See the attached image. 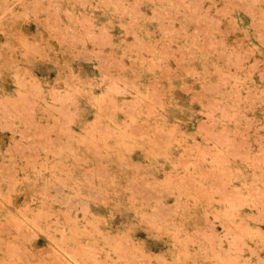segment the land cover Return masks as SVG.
I'll return each mask as SVG.
<instances>
[{
    "label": "rangeland",
    "instance_id": "rangeland-1",
    "mask_svg": "<svg viewBox=\"0 0 264 264\" xmlns=\"http://www.w3.org/2000/svg\"><path fill=\"white\" fill-rule=\"evenodd\" d=\"M0 264H264V0H0Z\"/></svg>",
    "mask_w": 264,
    "mask_h": 264
}]
</instances>
